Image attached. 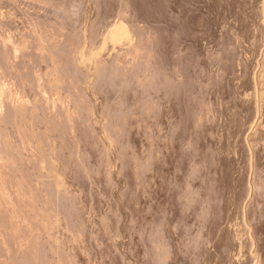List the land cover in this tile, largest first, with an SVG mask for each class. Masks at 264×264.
I'll return each instance as SVG.
<instances>
[{"label": "rangeland", "instance_id": "rangeland-1", "mask_svg": "<svg viewBox=\"0 0 264 264\" xmlns=\"http://www.w3.org/2000/svg\"><path fill=\"white\" fill-rule=\"evenodd\" d=\"M120 5L136 14L149 61L87 90L92 111L52 132L70 195L49 196L58 255L264 264L263 0H100L99 12Z\"/></svg>", "mask_w": 264, "mask_h": 264}, {"label": "bare ground", "instance_id": "bare-ground-1", "mask_svg": "<svg viewBox=\"0 0 264 264\" xmlns=\"http://www.w3.org/2000/svg\"><path fill=\"white\" fill-rule=\"evenodd\" d=\"M99 2L0 0V264L71 263L67 250L65 259L58 255L65 246L58 244L60 218L51 198L70 195L52 132L89 112L87 90L149 61L134 13L120 5L101 16ZM15 7L24 11L17 27Z\"/></svg>", "mask_w": 264, "mask_h": 264}]
</instances>
